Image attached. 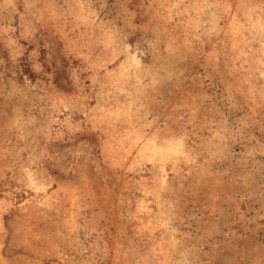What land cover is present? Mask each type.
<instances>
[{
    "label": "rangeland",
    "instance_id": "374dc122",
    "mask_svg": "<svg viewBox=\"0 0 264 264\" xmlns=\"http://www.w3.org/2000/svg\"><path fill=\"white\" fill-rule=\"evenodd\" d=\"M0 264H264V0H0Z\"/></svg>",
    "mask_w": 264,
    "mask_h": 264
}]
</instances>
